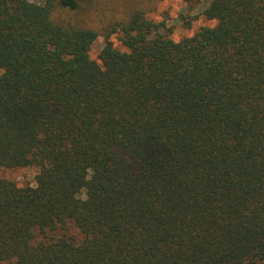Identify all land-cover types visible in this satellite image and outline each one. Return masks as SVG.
<instances>
[{
  "label": "trees",
  "instance_id": "1",
  "mask_svg": "<svg viewBox=\"0 0 264 264\" xmlns=\"http://www.w3.org/2000/svg\"><path fill=\"white\" fill-rule=\"evenodd\" d=\"M182 1L0 0V264H264V0Z\"/></svg>",
  "mask_w": 264,
  "mask_h": 264
},
{
  "label": "rangeland",
  "instance_id": "2",
  "mask_svg": "<svg viewBox=\"0 0 264 264\" xmlns=\"http://www.w3.org/2000/svg\"><path fill=\"white\" fill-rule=\"evenodd\" d=\"M32 3L43 4L45 0H29ZM209 5V1L202 2L197 5L195 10L190 13L182 0H95V7L92 15H86L90 25L100 33V36L93 44L90 56L93 60L99 61V54L105 44L106 27L112 21L118 20L124 14L135 10H142L149 19L155 22L166 21L168 26L172 28L171 37L179 41L185 37H192L202 27L213 26L215 22H210L205 17L200 16L194 21L191 27H187L183 16H194L200 14L203 9ZM111 40L118 48L124 50L118 36H111ZM2 71L0 70V74ZM39 169L32 168H15L3 169L0 172L2 178L14 181L20 186L33 184ZM85 198V192L82 193ZM74 233L75 231L72 230Z\"/></svg>",
  "mask_w": 264,
  "mask_h": 264
}]
</instances>
